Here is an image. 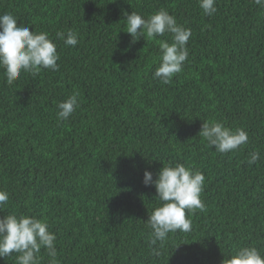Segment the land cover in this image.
Masks as SVG:
<instances>
[{"label":"trees","instance_id":"1","mask_svg":"<svg viewBox=\"0 0 264 264\" xmlns=\"http://www.w3.org/2000/svg\"><path fill=\"white\" fill-rule=\"evenodd\" d=\"M0 0V15L44 31L58 70L22 72L11 85L0 69V216L44 218L59 264H222L243 246L264 254V9L254 0ZM164 9L190 28L188 58L170 83L152 78L159 40L132 43L124 13ZM78 33L75 47L57 32ZM79 107L57 119V104ZM203 121L243 128L248 143L219 153L198 135ZM252 152L260 159L247 163ZM205 176L203 210L191 231L169 233L154 256L146 221L156 189L143 183L163 164ZM40 264H48L45 249ZM0 264H16V255Z\"/></svg>","mask_w":264,"mask_h":264},{"label":"clouds","instance_id":"2","mask_svg":"<svg viewBox=\"0 0 264 264\" xmlns=\"http://www.w3.org/2000/svg\"><path fill=\"white\" fill-rule=\"evenodd\" d=\"M200 8L207 16L216 11V0H198ZM254 3L264 9V0H254ZM127 33L132 43L145 37L154 40L165 34H171V43L159 40V66L152 73L153 79L163 84L171 82L172 78L183 70L188 58L186 47L192 31L178 24L176 18L168 11L161 9L149 17L132 11L124 13ZM56 38L64 41L65 46L75 47L78 44V33L71 29L67 32H57ZM57 45L47 32L31 30L28 25L18 24V19L11 13L0 15V69L4 70L6 82L11 85L22 72L38 75L42 70H58L59 60ZM78 93H73L66 100L57 104V119L67 120L79 107ZM208 145L219 153L238 150L248 143L249 137L243 128L230 129L222 122L203 121L198 133ZM260 159L259 152H252L247 160L249 165ZM205 181L204 174L193 170L184 164H163V167L153 174L145 170L143 183L153 185L158 201L154 210L148 214L146 224L151 229L149 247L154 256L160 255V247L168 239L169 233L190 232L191 219L186 216V210L191 213L197 209L203 210L204 204L200 198ZM9 200V194L0 190V208ZM56 235L49 230V224L44 218L29 215L8 214L0 216V258L16 255V264H40L41 249H45L49 258L48 264H59L57 260ZM222 264H264V254L255 246H243L234 253L224 255Z\"/></svg>","mask_w":264,"mask_h":264}]
</instances>
